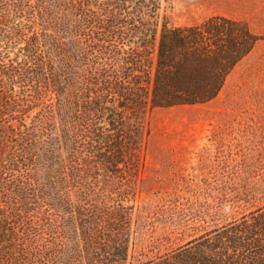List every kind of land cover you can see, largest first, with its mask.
<instances>
[{"label": "trees", "instance_id": "1", "mask_svg": "<svg viewBox=\"0 0 264 264\" xmlns=\"http://www.w3.org/2000/svg\"><path fill=\"white\" fill-rule=\"evenodd\" d=\"M168 1L0 0V264H264V203L134 252L147 111L213 99L263 38Z\"/></svg>", "mask_w": 264, "mask_h": 264}, {"label": "rangeland", "instance_id": "2", "mask_svg": "<svg viewBox=\"0 0 264 264\" xmlns=\"http://www.w3.org/2000/svg\"><path fill=\"white\" fill-rule=\"evenodd\" d=\"M221 9L243 11L263 38L213 99L147 111L135 253L151 244L173 248L201 227L264 203V0H169L162 14L193 25Z\"/></svg>", "mask_w": 264, "mask_h": 264}, {"label": "crops", "instance_id": "3", "mask_svg": "<svg viewBox=\"0 0 264 264\" xmlns=\"http://www.w3.org/2000/svg\"><path fill=\"white\" fill-rule=\"evenodd\" d=\"M214 15H224V16H227L229 18L239 19V20L248 19V16L243 11H240L238 9H236V10L221 9V10L216 11L212 16H214Z\"/></svg>", "mask_w": 264, "mask_h": 264}]
</instances>
